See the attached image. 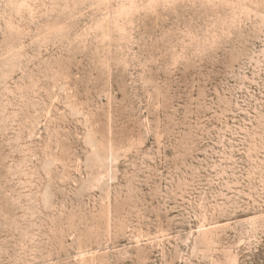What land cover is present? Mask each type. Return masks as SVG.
I'll return each mask as SVG.
<instances>
[{
	"label": "rangeland",
	"instance_id": "rangeland-1",
	"mask_svg": "<svg viewBox=\"0 0 264 264\" xmlns=\"http://www.w3.org/2000/svg\"><path fill=\"white\" fill-rule=\"evenodd\" d=\"M0 264H264V0H0Z\"/></svg>",
	"mask_w": 264,
	"mask_h": 264
}]
</instances>
